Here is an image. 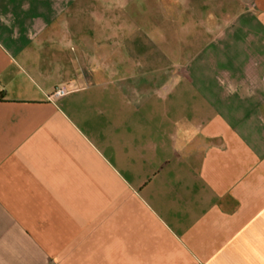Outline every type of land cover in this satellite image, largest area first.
<instances>
[{"label":"crops","instance_id":"obj_1","mask_svg":"<svg viewBox=\"0 0 264 264\" xmlns=\"http://www.w3.org/2000/svg\"><path fill=\"white\" fill-rule=\"evenodd\" d=\"M137 2L196 94L127 78ZM0 94V264H264V0H0Z\"/></svg>","mask_w":264,"mask_h":264},{"label":"rangeland","instance_id":"obj_2","mask_svg":"<svg viewBox=\"0 0 264 264\" xmlns=\"http://www.w3.org/2000/svg\"><path fill=\"white\" fill-rule=\"evenodd\" d=\"M155 6L151 3H142L137 2L136 8V16L131 12V18L126 19V27L130 28L134 21L139 23L142 27V33L139 35L138 33L126 35V47L124 51V59L126 66V76L127 78L134 74V72L138 71L140 68L142 71L149 68V65H156L158 83H157V94H196L195 91H191L190 89L184 88V81L180 82V76L176 75L178 67L172 66L171 59H168L165 56V43H166V33L165 28L169 25V21L162 15V9L157 11ZM132 9H134L132 7ZM131 9V10H132ZM165 14V12H164ZM135 18V19H134ZM141 39H140V38ZM134 38H138L141 40V44L138 49H133L132 41ZM157 39V48L154 47L153 42ZM153 41V42H152ZM152 42V43H151ZM172 57V56H171ZM141 64V66H140ZM173 72V77L171 76ZM155 75H147L146 77L143 75V87L147 86V90L142 91L143 94H156L154 88V84L152 82H148V84L144 85V78L147 81H151ZM151 79V80H150ZM134 80L127 81V87L129 85H134ZM180 82V83H179ZM91 86V85H90ZM174 92L171 91V88L174 87ZM94 88L89 90L88 92H101V89L95 85ZM74 92V91H73ZM80 94H85L84 92ZM101 94V93H99ZM126 94H137L131 89L126 90Z\"/></svg>","mask_w":264,"mask_h":264},{"label":"built area","instance_id":"obj_3","mask_svg":"<svg viewBox=\"0 0 264 264\" xmlns=\"http://www.w3.org/2000/svg\"><path fill=\"white\" fill-rule=\"evenodd\" d=\"M77 89V86L73 83L64 84L61 86H58L53 90V92L50 94V98L52 100L59 99Z\"/></svg>","mask_w":264,"mask_h":264},{"label":"trees","instance_id":"obj_4","mask_svg":"<svg viewBox=\"0 0 264 264\" xmlns=\"http://www.w3.org/2000/svg\"><path fill=\"white\" fill-rule=\"evenodd\" d=\"M3 97V94H0V98H2Z\"/></svg>","mask_w":264,"mask_h":264}]
</instances>
